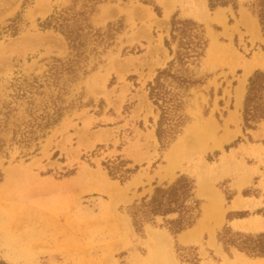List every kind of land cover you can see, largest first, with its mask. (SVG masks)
Returning a JSON list of instances; mask_svg holds the SVG:
<instances>
[{
	"label": "rangeland",
	"instance_id": "374dc122",
	"mask_svg": "<svg viewBox=\"0 0 264 264\" xmlns=\"http://www.w3.org/2000/svg\"><path fill=\"white\" fill-rule=\"evenodd\" d=\"M153 1L160 14L140 0L99 6L91 18L94 26L120 20L123 29L105 51L90 56L86 74L79 71L67 84L63 96L75 102L74 108L37 153L25 159L15 151L9 159L0 158V264H188L177 258V245L196 247V264H264V258L235 249L228 255L217 240L226 223L246 232L264 231V118L245 130L242 119L248 79L264 70V34L247 7L251 0H237L236 12L231 5L210 11L207 0ZM65 3L32 0L23 6V0H0V28L18 13L24 19L17 35H0L1 86L13 76H42L53 59H65L64 37L39 27V20ZM175 14L202 24L209 45L190 66L204 81L187 99L191 121L161 148L155 135L158 111L146 84L171 59L164 38ZM242 79L243 93L237 97ZM209 121L211 129L205 128ZM190 127L204 130L198 142L187 136ZM118 155L139 167L123 183L102 165ZM180 174L195 179L199 218L208 226H214L212 215L202 207L215 197L212 213L221 214V221L214 227V242L207 228L186 243L161 228L135 232L127 207ZM242 211L248 212L244 218L227 220L228 212Z\"/></svg>",
	"mask_w": 264,
	"mask_h": 264
},
{
	"label": "trees",
	"instance_id": "16d2710c",
	"mask_svg": "<svg viewBox=\"0 0 264 264\" xmlns=\"http://www.w3.org/2000/svg\"><path fill=\"white\" fill-rule=\"evenodd\" d=\"M31 1L23 0V6ZM115 1L66 0L65 6L54 7L44 20H39L41 29H53L64 37L68 54L65 59H53L48 71L42 76L22 74L0 85L1 159H9L15 151H18L17 158L25 159L37 153L40 143L50 130L59 125L74 108L75 102L67 101L63 96L67 92V84L78 78L79 71L86 74L90 56H98L105 51L123 29L120 20L108 23L105 27H96L91 21L100 5ZM140 1L153 5L157 14H160L153 0ZM207 4L210 11L227 5H231L235 12L238 9L237 0H207ZM247 7L257 18L264 34V0H251ZM23 23L24 19L18 13L6 26L0 28V35H17ZM208 45L209 38L202 24L172 15L169 36L164 38V46L171 59L146 84L148 98L158 111L155 135L161 148L173 143L191 121L186 113L187 99L191 96L190 90L202 85L204 81L192 73L190 66L205 55ZM59 73L67 76H58ZM263 98L264 70H255L248 79L243 101V130L253 128L255 123L264 118ZM227 148L229 146H225ZM129 164L131 161L122 155L102 162L108 175L120 183L129 180L139 168L137 165L130 167ZM195 188V179L187 174L178 175L170 183L156 185L150 196L127 207L135 232L144 235L147 226L161 228L176 241V237L192 228L200 216L201 201L195 195ZM247 213L228 212L226 218L228 221L242 219ZM217 240L228 255L235 249L251 258H264V231L246 232L233 229L226 223L217 232ZM175 248L180 262L196 264L199 260L196 247L177 245Z\"/></svg>",
	"mask_w": 264,
	"mask_h": 264
},
{
	"label": "bare ground",
	"instance_id": "6f19581e",
	"mask_svg": "<svg viewBox=\"0 0 264 264\" xmlns=\"http://www.w3.org/2000/svg\"><path fill=\"white\" fill-rule=\"evenodd\" d=\"M203 1V0H202ZM201 1V2H202ZM164 5H165V8L167 9V10H169L170 8H171V4L170 3H168V2H166V3H164ZM203 5V4H202ZM200 7H201V5H200ZM169 12V11H168ZM221 20V18H219V21ZM246 74V73H245ZM246 76V75H245ZM245 76H244V78H245ZM244 82H245V79H242V81H241V84H240V86L238 87V89L236 90V94H237V97H241V95H242V93H243V85H244ZM211 125H213V124H211V122L209 121V122H207L206 123V126H205V128H210L211 129ZM206 130V129H205ZM186 132H187V136H190V137H192L193 139H195V141H197L198 142V140H200L202 137H203V135L205 134V132H204V130H200V129H197V128H195V127H190V128H188V129H186ZM188 134H190V135H188ZM187 136L185 137V139H187ZM185 139H184V141H185ZM184 141H182L181 142V144H179L180 146H182L183 144H184ZM187 141V140H186ZM180 142V141H179ZM176 147V143H175V145L173 144V149ZM176 149V148H175ZM174 149V150H175ZM173 150V151H174ZM171 158L172 157H170L169 158V160H170V162L171 161H173V159L171 160ZM170 168V167H169ZM172 169V168H171ZM170 171V170H169ZM199 192H200V194L201 193H203V191L201 190H199ZM209 192H210V190H209ZM212 194V193H211ZM215 205H216V200H215V197H213V198H211V201L209 202V204L207 203V205H203V207H202V209H203V213L205 214V215H209V214H211L212 215V219H213V221H214V226H208L207 225V223L204 221V219H199L198 221H197V223H196V225L195 226H193V228L192 229H190V230H187V231H185V232H182L181 233V239L183 240V241H190V240H192L194 237H196L197 235H199L200 234V232L204 229V228H207L208 230H209V233H210V242H214V232L212 231L213 230V228L215 227V226H217L219 223H220V221H221V219H220V217L219 216H217V215H214L213 213H212V208L213 207H215ZM192 230V231H191Z\"/></svg>",
	"mask_w": 264,
	"mask_h": 264
},
{
	"label": "crops",
	"instance_id": "0c3cea01",
	"mask_svg": "<svg viewBox=\"0 0 264 264\" xmlns=\"http://www.w3.org/2000/svg\"><path fill=\"white\" fill-rule=\"evenodd\" d=\"M216 16H217V18H221V17H220V14H218V13L216 14ZM220 22H222V18H221ZM256 25H257V24H256ZM256 27H257V26H255L254 28H255V29H257ZM218 216L220 217V216H221V214H220V215H218ZM199 219H202V217H201V218H199ZM199 219H198V220H199ZM220 219H221V217H220ZM198 220H197V221H198ZM196 223H197V222H196ZM213 223H214V221H213ZM195 225H196V224H195ZM211 227H212V226H211ZM192 228H193V227H192ZM192 228H190V229H192ZM190 229H187V230H190ZM187 230H185V231H187ZM207 230H208V229H207ZM185 231H184V232H185ZM191 231H192V230H191ZM212 231L214 232V228H213V230H212ZM208 232H209V230H208ZM209 234H210V233H209ZM180 235H181V233H180V234H179V236H178V237H179V239H180L182 242H185V243H186V241H183V240L180 238V237H181ZM189 242H190V241H189Z\"/></svg>",
	"mask_w": 264,
	"mask_h": 264
}]
</instances>
